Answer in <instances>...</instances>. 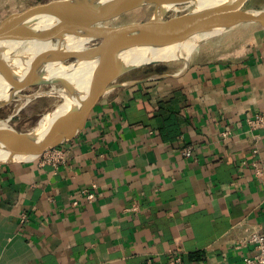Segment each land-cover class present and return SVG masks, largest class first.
<instances>
[{"label":"crops","instance_id":"obj_1","mask_svg":"<svg viewBox=\"0 0 264 264\" xmlns=\"http://www.w3.org/2000/svg\"><path fill=\"white\" fill-rule=\"evenodd\" d=\"M46 1L0 0V21ZM187 57L103 95L57 167L0 164V264H246L241 240L264 229V126L248 123L264 114V25Z\"/></svg>","mask_w":264,"mask_h":264},{"label":"water","instance_id":"obj_2","mask_svg":"<svg viewBox=\"0 0 264 264\" xmlns=\"http://www.w3.org/2000/svg\"><path fill=\"white\" fill-rule=\"evenodd\" d=\"M189 1L193 3L188 11L169 15L174 7ZM248 1L222 0L201 5V0H49L8 14L0 21V76L3 79L0 110L20 96H25L22 94L24 89L37 85L61 86L76 100V105L64 124L48 130L35 127L20 132L0 127V164L33 158L32 155L37 156L74 139L85 128L100 99L109 91L142 84L153 78L172 76L162 73L120 80L131 71L168 61L155 59L156 52L181 44L192 32L211 28H219L223 32L249 22L264 25V8L246 7ZM148 5H155V10L144 22L119 26L105 24L126 12ZM70 35L97 39L99 42L81 60H76L77 55L67 54L38 55L18 61L5 56L9 44L14 41L33 37L61 40ZM115 38L120 39L123 51L98 64L88 89L81 90L70 75L77 71L80 63L97 59L106 44ZM204 39L199 40L196 46ZM138 53H142V58L133 61L132 58ZM188 58L181 57L185 61ZM7 152L10 155H5Z\"/></svg>","mask_w":264,"mask_h":264},{"label":"bare ground","instance_id":"obj_3","mask_svg":"<svg viewBox=\"0 0 264 264\" xmlns=\"http://www.w3.org/2000/svg\"><path fill=\"white\" fill-rule=\"evenodd\" d=\"M222 0H201V5H211L217 3ZM193 3V1H189L188 4ZM182 8V6H180ZM173 11H178V7H174ZM221 29L219 28H211L208 30L194 31L192 32L185 40L182 41L181 44L177 46H173L171 48H166L165 50L158 51L155 54V59L161 60H172L175 58L187 57L189 53L192 51L199 40L202 38H207L211 35H215L220 33ZM52 38L46 37H33L28 40L22 41L20 45V49L17 51H10L5 56L11 60L18 61L19 59L26 57H34L38 55L43 56H59L62 54L67 55H77L76 60H81L87 54L90 47H87V44L91 39L85 37H79L78 35H70L65 39L57 40V46L52 45ZM120 39L115 38L106 44L105 48L100 52V55L97 56V59L93 61H85L79 64L77 71L70 75V79L77 84V86L86 91L89 87V81L92 77L94 69L98 64L105 63L108 59H110L117 52H122L123 47L120 46ZM31 42V43H30ZM13 42H11L8 46V49L11 47ZM16 44V43H14ZM16 45L12 48L15 49ZM21 52H24L22 54ZM126 53H123L125 55ZM142 53H138L135 55L132 60H140L142 58ZM3 79L0 76V89L2 88ZM62 89V88H61ZM56 92V91H55ZM60 96L63 97L61 104L53 110H49L40 122L38 123L37 129L40 130H48L57 126L64 124L76 105V100L69 95L64 89L57 91ZM48 93V92H47ZM36 95V94H31ZM30 95V96H31ZM24 97V96H23ZM21 103V102H20ZM60 103V102H59ZM5 155H10L8 152ZM36 156L32 155L31 157Z\"/></svg>","mask_w":264,"mask_h":264},{"label":"rangeland","instance_id":"obj_4","mask_svg":"<svg viewBox=\"0 0 264 264\" xmlns=\"http://www.w3.org/2000/svg\"><path fill=\"white\" fill-rule=\"evenodd\" d=\"M180 6H182V8ZM251 6L264 8V0H249L246 4V7H251ZM177 7L179 10L170 12L169 14L170 16L180 15L188 11L192 7V3L191 4L184 3L178 5ZM154 10H155V5L141 6L129 12H126L121 16L114 18L109 22H106L105 24L110 26H119L128 23L144 22L152 16ZM56 41H57L56 39L52 40L53 46H57ZM98 42L99 40L97 39L91 40L88 42L87 47L91 48L94 45H96ZM21 43L22 41H14L11 47L7 50V53L14 50L17 51L18 54L19 53L18 50L20 49L19 47ZM15 45L16 48L14 47L15 49H13L12 47ZM21 53L24 54V52ZM182 61L183 59L181 58H175L172 60L158 63L159 65L153 64V65L145 66L143 68L125 74L120 78V80L127 81V80L142 78L152 74L157 69V67H163L162 65L166 63L179 64ZM61 88L62 87L58 85H37L24 89L22 91V94L25 95L24 97L20 96L19 98L13 100L12 102L8 103L7 105L1 108L0 127L3 129L17 130L20 132H26L37 127L42 117L47 112H49V110L51 111L61 104L63 97L60 96L57 92L58 90L63 89ZM31 94H36V96Z\"/></svg>","mask_w":264,"mask_h":264},{"label":"built area","instance_id":"obj_5","mask_svg":"<svg viewBox=\"0 0 264 264\" xmlns=\"http://www.w3.org/2000/svg\"><path fill=\"white\" fill-rule=\"evenodd\" d=\"M248 123L253 129H257L259 127L264 126V114L256 113L253 117L248 118ZM223 136L228 135V131H224ZM185 155L192 154V148L190 146L184 148ZM256 151V150H255ZM67 156V149L62 146H57L53 149L46 150L42 154L34 156V159H38L41 165H53L58 166L63 163ZM257 174H262L261 169L257 167ZM98 185L96 183H92L89 188H86L80 193V198L85 199L86 201H92L96 198ZM80 204V199H75L73 201L74 206H78ZM137 208L136 206L133 209ZM244 242H250L254 244V253L245 259L246 264H264V229L261 231H253L246 239L241 240L240 244ZM179 261V258H177Z\"/></svg>","mask_w":264,"mask_h":264}]
</instances>
